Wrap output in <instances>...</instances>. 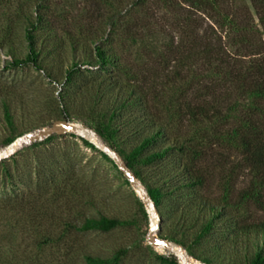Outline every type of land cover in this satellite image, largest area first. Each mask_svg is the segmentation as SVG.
<instances>
[{
    "label": "trees",
    "instance_id": "16d2710c",
    "mask_svg": "<svg viewBox=\"0 0 264 264\" xmlns=\"http://www.w3.org/2000/svg\"><path fill=\"white\" fill-rule=\"evenodd\" d=\"M13 15L24 23L28 52L21 58L10 48V66L32 65L57 83L54 63H69L57 119L84 121L120 156L155 203L161 239L202 264H264V0H20ZM10 29L0 34L9 37ZM2 109L15 132L6 98ZM23 135L12 133L4 146ZM65 136L77 138L53 135L26 150ZM18 154L10 158L15 165ZM0 166L12 179L10 161ZM50 180L54 199H88V213L67 221V230L110 233L137 224L103 214L89 188ZM23 208L17 195L3 210L20 215ZM127 255L121 249L85 260L123 264ZM32 260L37 255L20 263V254L0 249V264Z\"/></svg>",
    "mask_w": 264,
    "mask_h": 264
},
{
    "label": "rangeland",
    "instance_id": "374dc122",
    "mask_svg": "<svg viewBox=\"0 0 264 264\" xmlns=\"http://www.w3.org/2000/svg\"><path fill=\"white\" fill-rule=\"evenodd\" d=\"M18 5L20 0L11 4L0 0V31L11 27L9 37L3 32L0 34V43H5V46H0V152L9 147L4 146V141L12 133H23L24 137L62 120L57 119L56 109L64 70L69 64L54 63L55 76L60 80L57 83L48 78L45 71H39L32 65L10 66L12 57L7 54L10 48L21 58L28 52L24 23L13 15ZM69 57L71 59L68 52L65 59L69 61ZM5 98L12 103L15 132L6 126L2 109ZM71 122L82 129L92 130L80 119ZM80 138L65 136L48 144V149L26 150L32 143L21 145L14 153L19 152L16 156L18 165L10 160L14 154L6 159L10 161L12 179L0 166V249H12L20 254V263L25 257L37 255L38 260H32L31 264H86L87 255L110 259L121 249H128L123 264H162L156 255H172L180 263L175 253L154 248L147 242L151 218L149 216L146 220L141 213L138 202L141 191H136L130 183L126 184L125 176L115 167L116 164L101 155L100 149L96 146L98 151L88 148ZM35 153L39 154V161ZM52 176L59 184L69 180L79 189L89 188L97 209L103 214L126 221L137 220V224L110 233L67 230V221L80 218L78 213L88 211V199H54L50 191ZM17 195H20L24 206L20 215L6 213L3 210L6 201L15 199ZM41 241H46V245L39 249ZM188 260L202 264L190 256Z\"/></svg>",
    "mask_w": 264,
    "mask_h": 264
},
{
    "label": "water",
    "instance_id": "95a60500",
    "mask_svg": "<svg viewBox=\"0 0 264 264\" xmlns=\"http://www.w3.org/2000/svg\"><path fill=\"white\" fill-rule=\"evenodd\" d=\"M76 135L79 136L90 143H93L98 149L103 153L108 155L117 165L119 170L125 176L127 181L132 185V187L137 191H141L139 195L140 200L144 203L147 212L151 218V227L146 235V240L154 248H164L166 251L175 253L180 260V264H194L192 261L188 260V254L181 246H178L172 242L161 239L158 236L161 225V217L158 214V210L155 206L153 199L150 197L146 191L143 184L138 180L134 173L127 167L120 156L113 151L109 146L105 145L100 141L96 132L92 130L82 129L80 126L73 124L67 119L56 120L51 126L39 130L37 133H30L24 137L19 138L5 150L0 152V162L8 159L12 154H14L17 149L23 144H31L38 141H43L48 137L53 135L63 136V135ZM138 193V192H137Z\"/></svg>",
    "mask_w": 264,
    "mask_h": 264
}]
</instances>
